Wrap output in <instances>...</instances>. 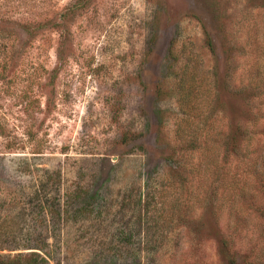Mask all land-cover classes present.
Returning <instances> with one entry per match:
<instances>
[{
  "label": "rangeland",
  "instance_id": "obj_1",
  "mask_svg": "<svg viewBox=\"0 0 264 264\" xmlns=\"http://www.w3.org/2000/svg\"><path fill=\"white\" fill-rule=\"evenodd\" d=\"M264 264V0H0V264Z\"/></svg>",
  "mask_w": 264,
  "mask_h": 264
},
{
  "label": "trees",
  "instance_id": "obj_2",
  "mask_svg": "<svg viewBox=\"0 0 264 264\" xmlns=\"http://www.w3.org/2000/svg\"><path fill=\"white\" fill-rule=\"evenodd\" d=\"M230 264H234V263H230Z\"/></svg>",
  "mask_w": 264,
  "mask_h": 264
}]
</instances>
